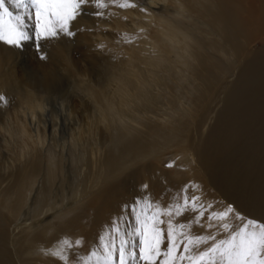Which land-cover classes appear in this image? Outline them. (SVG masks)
<instances>
[{"label":"bare ground","instance_id":"6f19581e","mask_svg":"<svg viewBox=\"0 0 264 264\" xmlns=\"http://www.w3.org/2000/svg\"><path fill=\"white\" fill-rule=\"evenodd\" d=\"M147 1L118 3L108 10L109 23L96 25L113 30L99 32L96 41L115 57L101 80L60 50L64 68L75 71L90 102L69 104V113L82 110L85 116L68 142L36 122L34 114L43 108L39 93L19 87L31 120L19 114L1 127L9 153L4 163L0 154V264H59L42 250L64 237L86 238L91 248L117 218L127 215L134 223L121 176L136 169L150 183L146 193L162 207L197 198L196 209L172 217L174 225H190L193 235L223 238L208 217L228 205L264 222V50L253 46L264 40V0ZM4 44L0 86L10 90L18 76L14 49ZM210 112L215 120L206 131ZM173 145L183 158L172 162L173 170H156L151 159ZM24 207L29 218L10 224L8 217L17 219ZM201 211L200 223H191Z\"/></svg>","mask_w":264,"mask_h":264},{"label":"snow or ice","instance_id":"6c2138e0","mask_svg":"<svg viewBox=\"0 0 264 264\" xmlns=\"http://www.w3.org/2000/svg\"><path fill=\"white\" fill-rule=\"evenodd\" d=\"M92 2L0 0V41L21 48L33 34L37 40L54 38L61 33L73 36L70 25ZM6 3L17 11H10ZM96 4L97 7H104L100 0H96ZM130 6L133 5H120ZM40 58L46 59L45 56ZM3 99L0 96V100ZM144 187L147 188V185ZM196 199L193 197L191 204L185 198L182 204L176 202L162 207L145 198L131 208L134 223L122 228L123 218H117L99 237V243L87 253L77 254L84 243L83 238L72 240L69 237L62 238L52 248L42 252L59 261V264H183L185 261L187 264H264V222L242 217L232 205L223 211L212 212L208 217L218 222L219 229L225 233L223 238L193 235L188 231L190 225H174L172 217L181 216L189 206L196 209ZM202 216L203 211L191 223L199 224ZM162 217H167V221ZM163 224H167L166 229L161 227ZM165 244L166 247L162 248Z\"/></svg>","mask_w":264,"mask_h":264},{"label":"rangeland","instance_id":"374dc122","mask_svg":"<svg viewBox=\"0 0 264 264\" xmlns=\"http://www.w3.org/2000/svg\"><path fill=\"white\" fill-rule=\"evenodd\" d=\"M112 1H114V3ZM125 1L127 0H100V2L104 4V7L100 8L97 7L96 0H93L90 5L85 7L84 12L77 18V20L73 21L70 25V30L74 33L73 36H67L61 33L60 35L54 38L37 40L35 35L33 34L31 35V38L28 41L23 42V46L21 48H16L10 45L12 49H14L13 51L15 53L13 55L12 61L15 63V71L18 76V79L16 82V86H13V88H10V90H8V87L6 86H0V96L4 97L3 100H0V128L5 125L6 120H8L10 117L13 118L15 116H18L19 114L25 115L27 117V121L29 120L28 122H30V108L27 106V104L21 102L22 100L20 99L18 92L19 87L20 91H25L27 88H30L38 92L39 98L42 100L43 108L39 110L37 109V112H35L34 114L36 117V122L38 121L41 126H43L44 123H47L45 125L49 127L48 134L50 136L52 134L53 138L58 139L60 142L69 141L70 132L75 127V124H80L84 120L85 116L83 115L82 110L78 112L75 111L73 113H69V104L73 105L74 102L78 101L80 98L85 101L84 104H86V106L90 105V102L88 103V97L81 95L82 93H80L79 91V80L77 78V75L75 74V71L67 70L66 68H64L63 61L58 56L59 52L60 50L61 52L62 50H66L68 53H70V56L77 61L80 70H82L84 73L88 74V76L94 78L95 80H101V73L104 70H107V65L109 64L110 60L115 57L112 52L100 49L96 41L99 39V32L111 35L113 33V30L112 26H110L109 24V26H102L101 28H98V26L96 27V25L98 24V22L109 23L107 14L109 8L112 6L116 7L118 3L122 4ZM130 1L142 4L148 3L147 0ZM5 6L8 7L9 10L13 13L17 11V9H15L10 3H6ZM102 16L103 18H101ZM78 19L80 21L81 19H83V23L82 21L79 22ZM81 23L83 26L85 23L89 24V27L87 29H84V27L81 26ZM81 29H84L85 32H83V30ZM0 43V46L5 45V42L3 41H0ZM254 43L255 44L253 46L255 49L264 50V40H258L257 38L255 39ZM41 56H45L46 59L42 60L40 58ZM43 66H45L44 71ZM22 115L21 117L25 119ZM213 115L215 114L210 112L209 116L211 118H208L205 121L206 123L204 122V130L206 128V131H208L210 124L213 125L215 120ZM53 128L57 129V133H52ZM1 129L0 154L2 157V163H4L5 159H7V155L9 152L8 148H6L2 142V138H4L5 133L3 132V129L2 131ZM172 149L174 150L172 151ZM182 158L183 155H181L180 153V148L178 146L173 145L165 149L164 152L158 154V156H156L154 159H151V161L152 166L154 165L153 167H155L156 170L168 172L170 170H173V167H169V165H173L172 162H174L176 159ZM1 169L4 170L3 168H0V171H2ZM137 170L138 172L136 174H133L132 176H121L122 179L126 180L124 186L127 187L131 193L130 199L124 202L129 205L130 210L132 207L135 206L136 202H143L145 198L150 201H154L148 195V193H146L148 187L150 186V183L144 182L145 180L142 178V174L139 172L140 170L136 169V171ZM144 185H147V188H145ZM162 185L165 186L163 182ZM54 186H56V189L53 188V191L57 190L58 184L56 183L54 184ZM36 189L37 188L34 189L35 192L33 190L32 195L36 193ZM173 189L174 187H172V190ZM173 194L174 196H176V194L178 193L173 191ZM26 212L27 208L24 207L21 211V215L17 219H14V217H8L9 223H24V220L29 218ZM129 218L130 217L127 215L125 216V218H123L124 222L126 221V224L123 222V228L129 225L128 223L131 220V218ZM176 222H178V220H175V223ZM177 224H179V222ZM83 241V245L80 246L78 250H83L82 253L85 254L84 252L87 253L90 248L86 245V238H84ZM163 247H166V244L163 245L162 248ZM6 248H8V252L10 253L13 251V248L10 246H6ZM29 260L31 261V259ZM35 263L36 260L30 262V264ZM138 264H143V262H138Z\"/></svg>","mask_w":264,"mask_h":264}]
</instances>
